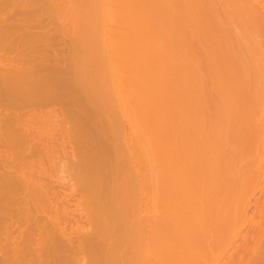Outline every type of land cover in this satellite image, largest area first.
<instances>
[{
	"label": "bare ground",
	"instance_id": "bare-ground-1",
	"mask_svg": "<svg viewBox=\"0 0 264 264\" xmlns=\"http://www.w3.org/2000/svg\"><path fill=\"white\" fill-rule=\"evenodd\" d=\"M213 1L0 0V264L215 263L264 179V52Z\"/></svg>",
	"mask_w": 264,
	"mask_h": 264
},
{
	"label": "rangeland",
	"instance_id": "rangeland-1",
	"mask_svg": "<svg viewBox=\"0 0 264 264\" xmlns=\"http://www.w3.org/2000/svg\"><path fill=\"white\" fill-rule=\"evenodd\" d=\"M213 1V0H212ZM215 1H217V2H219V3H216V2H214V5L216 4V7H214V8H217V9H220V10H217V11H219V13L220 12H222V14H223V11L224 10H226V12H231V14L233 13V11L235 10L234 8H236V6H237V9H238V6H240V5H242V3L244 2L243 0L242 1H240L238 4H237V2L236 3H234L235 4V6H230V5H232L233 3H230L229 5H226L224 2H226L225 0H220V1H218V0H215ZM224 1V2H223ZM228 1H230V0H228ZM231 1H235V0H231ZM230 1V2H231ZM237 1H239V0H237ZM246 1V0H245ZM253 1V2H252ZM247 2V1H246ZM245 2V3H246ZM250 2V3H249ZM255 2H259L258 4L256 3L255 4ZM221 3H224L225 5H222ZM227 3H229V2H227ZM244 3V4H245ZM248 3H249V5H248ZM217 4H218V7H217ZM219 4H221V5H219ZM233 4V5H234ZM237 4V5H236ZM254 5L255 4V7H257V5H259L258 6V8L260 7H262L261 9H260V11L262 12V14H264V0H248V2H247V5L249 6V7H247V5L245 4V6L247 7H245L244 5L243 6H241V7H239V10H237V12L234 14H232V15H239V12H240V14L242 13V15H243V11H242V9L241 8H243V10L245 9V12L247 13V12H249L250 10H249V8H251L252 9V7H254V6H252L251 7V5ZM220 7V8H219ZM234 7V8H233ZM223 9V11H222V9ZM233 8V10H230V9H232ZM240 9H241V11H240ZM248 9V10H247ZM254 9V8H253ZM256 9V8H255ZM257 10V9H256ZM257 11H259V9L257 10ZM259 11V12H260ZM225 13V12H224ZM246 13H244V15L243 16H245V14ZM250 14V16L249 15H246L244 18H245V20H244V22H242L243 20H242V18L243 17H239V16H242V15H237V18L236 19H238V18H240V19H238V20H236V19H234V17L232 18V17H230L231 15H229V18H231V19H233V22H232V20L230 21V25L229 26H231L232 27V29L234 28V27H236V28H234L235 30L236 29H238V30H236L237 32H235V30L233 31L234 32V34H233V36L235 35V38L237 39V40H240V41H242V42H245L246 40H251L252 41V45H255V43L257 44V46L255 45L254 46V50H255V52H257L256 51V49L257 48H259L258 49V51H260L261 50V52H264V26L263 25H261V24H257L256 23V20H257V16L255 15V14H253V16L251 15V11L249 12ZM228 14H230V13H228ZM249 16V17H248ZM256 16V17H255ZM255 17V18H254ZM249 18V19H248ZM251 18H254L255 19V21H253L254 19H252V21H250L251 23L252 22H254V23H256V24H254V23H252V24H249V25H253V28H254V26L256 27V28H254V30H253V28L251 29V27L252 26H249L250 27V29L251 30H249V28L247 27V26H245V25H248V23H250L249 22V20L251 19ZM224 19V18H223ZM225 19H227V18H225ZM224 19V20H225ZM228 20H230V19H227V21ZM236 20V21H235ZM260 20V19H259ZM237 21H241V22H237ZM247 21V22H246ZM262 21H264V20H262ZM261 21V22H262ZM258 22V21H257ZM260 22V21H259ZM232 23H235V26L232 24ZM242 24V25H244L245 26V28H244V26H242V25H239V24ZM247 23V24H246ZM264 22H262V24H263ZM238 26H237V25ZM257 25V26H256ZM240 26H242V28L240 27ZM260 26H263L262 28H260ZM230 27V28H231ZM259 27V28H258ZM248 28V29H247ZM261 29H263V31L261 30ZM240 30V31H239ZM241 30H244V32H246V31H248L245 35L243 34L244 32L243 31H241ZM253 30V31H252ZM253 33H252V32ZM262 31V32H261ZM251 32V33H250ZM256 32V33H255ZM248 33L250 34V35H252V36H256L255 38H254V41H256V42H254L253 41V38H251V36L249 37L248 36ZM261 35H260V34ZM246 37L245 39L243 38V37ZM257 36H260V38L259 37H257ZM242 37V38H241ZM245 40V41H244ZM263 41V42H262ZM263 44V45H262ZM254 52V53H255ZM259 53V56H260V52H258ZM258 53H256L257 55H258ZM256 55V56H257ZM262 56H263V58H262ZM260 58L261 59H263L262 61H264V55L263 54H261V56H260ZM261 59H260V61H261ZM259 61V63H261ZM263 64H264V62H262ZM262 65V64H261ZM259 67H261L260 65H259ZM261 116H262V118H261ZM260 116V118L261 119H259V117L258 118H256V120H257V122L256 121H254V120H250V123L249 124H247V129L249 130L248 132H247V135H248V133L249 132H251L255 127H257L258 126V128H259V124L261 125V123L262 122H260L262 119V121H263V123H264V113H262V115ZM252 121L253 122H255L254 124L255 125H257V126H254V124L253 125H250V124H252ZM260 123H259V122ZM257 123V124H256ZM262 123V125L260 126V130L259 131H261V129H263L264 130V124ZM248 126H250V128L248 127ZM251 126L253 127V129L251 128ZM263 126V127H262ZM246 128H245V130H246ZM258 128L255 130H253L254 131V133H252V134H255L256 132L255 131H257V133H258ZM251 130V131H250ZM258 134H260V132L258 133ZM262 135V137L264 136V131H263V133L261 132V134L260 135H258L259 136V138H257V136H255L256 138H254V142L252 141V139H250V134L248 135V136H250V137H248V136H246V138L248 139L244 144H245V148H249L248 149V152H247V150L245 149V151H244V154H246V152H247V154H248V156H247V154L246 155H241L240 157H241V160H242V158L243 159H245V161L246 162H248L249 160H250V157L252 156L253 157V155H254V159H252L251 158V160L250 161H253V163L252 162H248L249 163V167H248V163H245L244 162V160H242V164L241 165H243V163H245L244 165L246 166V168H245V166H242L243 168H245V169H247V170H244L245 171V173L247 174L248 172H246V171H252V172H250L249 173V176H251L252 174H254L255 172H257L256 170L258 169V172L257 173H259L260 174V172L262 171V173H263V175H264V137L263 138H260V136ZM253 137H254V135H252ZM245 138V139H246ZM249 139L252 141V143H254V144H251L250 145V143H251V141H249ZM259 139V140H258ZM262 139H263V146H262ZM255 140H256V142H255ZM248 141H249V143H248ZM258 143V145L256 146L255 144H257ZM261 145H260V144ZM252 146V147H246V146ZM253 145H255V147L253 146ZM260 147V149H259V147ZM258 148V149H257ZM263 148V149H262ZM250 149H253V151H249ZM257 149V150H256ZM261 149L263 150V151H261ZM69 150V149H68ZM259 153H258V152ZM252 152H253V154H252ZM262 152V153H261ZM251 153V154H250ZM255 153V154H254ZM257 153H258V155H257ZM260 153H261V155H260ZM255 155H257L256 157H255ZM260 155V156H259ZM63 156H67V155H63ZM243 156V157H242ZM247 156V157H246ZM259 156V157H258ZM239 157V158H240ZM263 157V158H262ZM60 158H61V156H60ZM64 158V157H63ZM246 158H249V159H247L246 160ZM256 158V159H255ZM257 158L260 160V159H262L263 160V162H262V160H260V162L257 160ZM65 159V158H64ZM63 159V160H64ZM65 161H67V159H65ZM65 161L63 162L65 165H66V163H65ZM257 161V162H256ZM255 163V164H254ZM258 163V164H257ZM260 163V164H259ZM263 163V164H262ZM253 164V165H252ZM262 164V165H261ZM240 165V166H241ZM259 165H261L262 167H261V170H260V166ZM254 166H255V168H257L256 170H255V172L253 171L255 168H254ZM257 166H259V168L257 167ZM252 167V168H251ZM243 168H241V169H243ZM250 169H252V170H250ZM67 173V172H66ZM68 174V173H67ZM246 174H244V175H246ZM66 175V174H65ZM254 175L256 176V177H254ZM253 176H251L250 178L252 179V177H254L252 180L248 177V175H247V177H245L244 176V185H245V183H246V186H243L242 184H240V186L237 188V189H240V192L238 191V193H237V190H236V194L235 195H237L238 194V197L239 196H241L242 195V201H243V203H244V201H245V204H247L248 205V203H249V205L247 206V210H245V212H247V214L245 213V212H243V214H242V216H241V222H242V224H241V222H238V223H240V225L237 223V226L235 227V229L236 230H234L235 232L233 233L232 232V234L235 236H233L231 233V235L233 236H230L229 235V241H227L228 240V238H223V237H225L224 235H227V234H224V235H221L219 238L221 239V238H223V240L224 241H226L223 245H224V250H223V247L221 246L220 248H219V250L220 251H218L217 249H218V247L220 246V243H219V245H218V247L216 248L215 247V251H218V254H216L215 253V251L214 250H212V247H211V252H214L216 255H217V257H215L216 259V261H215V263L214 264H255L256 263V258H258L257 260H259L258 262H257V264H259V262H260V264H264V254H262V258H261V256H260V254H261V252L262 253H264V244L262 245V244H260V245H262V246H260V248H263V250L262 249H259V252H260V254H259V252H258V256H260V259H263V260H261L260 261V259H259V257H257V255H255V253H254V251H255V249L253 248L254 246H253V243L254 242H252L253 240V238H251V237H253L254 236V234L256 235V233H258L259 231H260V229H262L263 231H261L260 233H262L263 234V238H261L260 239V242L261 243H264L263 241H264V228H262V227H264V179L261 177L262 176V174H261V176L260 175H256V173L254 174ZM243 176V175H242ZM259 177H261L263 180L261 181L260 180V182H259ZM264 177V176H263ZM245 178H247L246 179V181H245ZM256 178V179H255ZM259 178V179H258ZM248 179H249V181H248ZM242 180V181H243ZM262 182V183H261ZM242 183V182H241ZM258 183V184H257ZM260 183V184H259ZM248 184V185H247ZM263 184V185H262ZM242 185V186H241ZM260 186V187H259ZM244 188H246V189H244ZM242 189V190H241ZM244 190V191H243ZM242 191H243V194H242ZM246 192H247V196H250V199L248 198V197H246ZM249 192V193H248ZM251 194V195H250ZM243 196H245V197H243ZM256 196V197H255ZM262 196V197H261ZM237 197V198H238ZM237 198H235V200L237 199ZM240 199V198H239ZM238 199V200H239ZM246 199H247V201H246ZM250 201H249V200ZM257 199H259V200H257ZM237 200V201H238ZM241 200V199H240ZM249 201V202H248ZM263 201V202H262ZM239 202V201H238ZM239 203H241V201L239 202ZM243 203H242V205H243ZM257 203V204H256ZM244 204V206L246 207V205ZM260 204H261V206H260ZM263 205V206H262ZM258 209H257V208ZM256 208V209H255ZM246 209V208H245ZM260 209V210H259ZM262 209V210H261ZM257 210V211H256ZM256 212H257V215H256ZM258 212H260V213H258ZM244 214H246V215H244ZM258 214L259 215H261V216H258ZM245 217H244V216ZM253 215V216H252ZM256 216H258L257 217V219H256ZM260 217V218H259ZM254 218V219H253ZM262 218H263V220H262ZM261 219V220H260ZM256 220L258 221L259 220V222H257V223H259L258 225H257V223H256ZM263 221V222H262ZM252 222V223H251ZM260 222H261V224H260ZM263 223V224H262ZM252 224H254V225H252ZM252 225V226H251ZM263 225V226H262ZM260 226V227H259ZM262 226V227H261ZM258 227V229H256ZM240 228V229H239ZM251 228H253V229H251ZM255 228V229H254ZM260 228V229H259ZM251 229V230H250ZM241 230V233H238V231H240ZM256 230H257V232H256ZM4 234V235H3ZM238 234V235H237ZM1 235H3L4 237H2V238H5V235H7V234H5V233H2V234H0V238H1ZM10 236H12L11 237V239L13 238V235L12 234H10L9 235V237ZM241 236H244L242 239H239ZM8 237V236H7ZM9 237H8V239H6V241L7 240H9ZM228 237V236H227ZM0 239L1 241L0 242H5L4 240L5 239ZM233 238V239H232ZM246 238H248L247 239V241H244ZM10 239V240H11ZM232 239V240H231ZM244 239V240H243ZM251 239V241L249 242V240ZM223 241V242H224ZM232 241V242H231ZM239 241H240V243L241 244H239ZM8 242V241H7ZM12 242H13V240H12ZM219 242V241H218ZM218 242H216L217 244H218ZM221 243H223L222 242V240L220 241ZM246 242H248V243H246ZM215 243V244H216ZM226 243H228V244H226ZM244 243H245V245H244ZM1 245H0V248H2L1 246L4 244V243H0ZM7 244H12L11 242L9 243H7ZM6 243H5V246H8V247H5L4 245H3V247H5V248H8L9 249V245H7ZM216 244V245H217ZM239 244V245H238ZM243 244V245H242ZM250 244H252V245H250ZM14 244H12L11 246H13ZM216 245H214V246H216ZM227 245V246H226ZM242 245V246H241ZM227 248H226V247ZM249 246V247H248ZM236 247V248H235ZM238 247V248H237ZM12 248H14V247H10V249L9 250H13ZM241 248V249H240ZM245 248V249H244ZM254 249V251H253V249ZM213 249H214V247H213ZM227 249V250H226ZM3 250H4V248H3ZM2 249H0V261H2L1 263H3V261H5L6 259H8V260H10V257H13V258H15L14 256H17V253H16V255H13V254H15V252H13V251H11L12 252V254L10 253V251L9 252H6L5 253V250H7V249H5L4 251H3ZM223 251V252H222ZM251 251H252V253H253V255H251L252 253H251ZM7 253L9 254L10 253V255H8L9 256V258L7 257ZM221 253H223V254H221ZM225 253V254H224ZM221 254V255H220ZM241 254V255H240ZM13 255V256H12ZM220 255V256H219ZM238 255V256H237ZM254 255L256 256L255 258H254ZM36 256V255H35ZM251 256H253V257H251ZM222 257V258H221ZM237 257V258H236ZM255 259V261L253 262V261H251V260H254ZM10 261H15L14 259L12 260V258H11V260ZM217 261H219V262H217ZM241 261V262H240Z\"/></svg>",
	"mask_w": 264,
	"mask_h": 264
}]
</instances>
